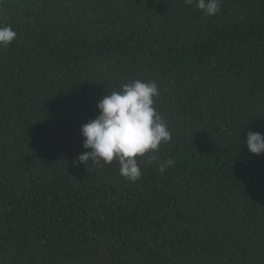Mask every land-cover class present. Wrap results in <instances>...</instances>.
<instances>
[{
  "label": "trees",
  "instance_id": "obj_1",
  "mask_svg": "<svg viewBox=\"0 0 264 264\" xmlns=\"http://www.w3.org/2000/svg\"><path fill=\"white\" fill-rule=\"evenodd\" d=\"M0 0V264H264V0ZM156 82L141 178L79 161L107 92ZM173 159L164 173L161 160Z\"/></svg>",
  "mask_w": 264,
  "mask_h": 264
},
{
  "label": "clouds",
  "instance_id": "obj_2",
  "mask_svg": "<svg viewBox=\"0 0 264 264\" xmlns=\"http://www.w3.org/2000/svg\"><path fill=\"white\" fill-rule=\"evenodd\" d=\"M186 3L194 4L205 16H215L221 10L220 0H186ZM16 37L17 32L11 26H0V47L8 46ZM159 94L156 82L139 79L122 85L119 91L107 92L98 102L99 115L81 126L83 147L89 151L79 154V161L117 162L122 176L131 182L139 180L142 170L137 157L153 153L148 158L151 164L158 159L155 153L160 145L172 139L154 106ZM245 141L249 152L264 153V134L249 131ZM173 164L171 158L161 160L159 171L164 173Z\"/></svg>",
  "mask_w": 264,
  "mask_h": 264
}]
</instances>
